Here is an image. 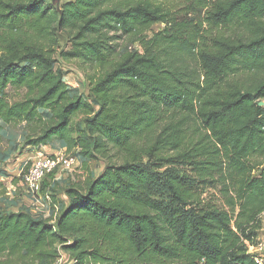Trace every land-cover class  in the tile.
<instances>
[{"label":"trees","instance_id":"16d2710c","mask_svg":"<svg viewBox=\"0 0 264 264\" xmlns=\"http://www.w3.org/2000/svg\"><path fill=\"white\" fill-rule=\"evenodd\" d=\"M190 1L179 17L176 0H0V120L33 125L25 145L59 139L106 163L65 189L53 222L0 207V264L61 251L73 264H256L244 241L264 214V0ZM55 54L100 71L93 104L70 96Z\"/></svg>","mask_w":264,"mask_h":264},{"label":"rangeland","instance_id":"374dc122","mask_svg":"<svg viewBox=\"0 0 264 264\" xmlns=\"http://www.w3.org/2000/svg\"><path fill=\"white\" fill-rule=\"evenodd\" d=\"M57 10L60 6L71 0H48ZM179 17L185 16V11L191 9L190 0H176L175 8ZM163 28V24H155L152 31ZM150 35V33H149ZM121 51L125 48L126 41L119 39ZM56 51L69 49V42L61 32L56 33ZM129 50L138 49L133 44ZM55 67L63 73V80L69 90L70 96L81 95L88 102H94L91 88L102 76L97 69L84 66L75 60H63L55 54ZM24 89L7 88L6 97L10 102L19 101L23 98ZM264 102V101H262ZM264 105V104H263ZM262 105V106H263ZM74 128H83V115H76L72 121ZM30 127L24 122L17 124H5L0 120V207L6 211L24 209L33 216L46 218L52 222L57 217L60 206L66 202L64 191L73 183H83L88 177L98 176L105 168L106 163L101 158L85 159L78 155L76 147L67 148L65 142L59 139L51 140L45 146H28L24 144L26 134ZM38 150L46 153L63 152L76 156L77 165L70 170L56 169L47 175L43 181L42 189L37 197H32L20 183V172L30 162L31 157ZM186 174L189 168L180 167ZM205 203L212 201L218 206H223L222 199L217 188L205 186L203 196ZM262 228L257 233V238L264 237V214L262 215ZM61 256L55 264H73V260L61 251Z\"/></svg>","mask_w":264,"mask_h":264},{"label":"built area","instance_id":"2783aa9c","mask_svg":"<svg viewBox=\"0 0 264 264\" xmlns=\"http://www.w3.org/2000/svg\"><path fill=\"white\" fill-rule=\"evenodd\" d=\"M77 165V158L63 152L46 153L38 150L20 172L21 186L32 196L37 197L41 191L44 178L56 169L70 170ZM247 253L256 264H264V237L256 238L253 243L245 240Z\"/></svg>","mask_w":264,"mask_h":264},{"label":"water","instance_id":"95a60500","mask_svg":"<svg viewBox=\"0 0 264 264\" xmlns=\"http://www.w3.org/2000/svg\"><path fill=\"white\" fill-rule=\"evenodd\" d=\"M264 104V102H259V105L262 106Z\"/></svg>","mask_w":264,"mask_h":264}]
</instances>
